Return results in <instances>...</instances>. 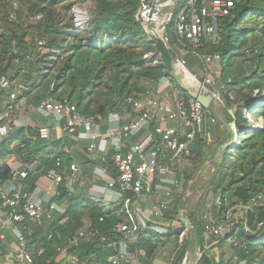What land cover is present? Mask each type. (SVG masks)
Returning a JSON list of instances; mask_svg holds the SVG:
<instances>
[{
	"label": "trees",
	"instance_id": "obj_1",
	"mask_svg": "<svg viewBox=\"0 0 264 264\" xmlns=\"http://www.w3.org/2000/svg\"><path fill=\"white\" fill-rule=\"evenodd\" d=\"M15 1L28 5L30 13L38 17L34 25L24 24L19 14L13 20L9 15L1 14V8L7 2ZM84 1L94 2L95 7L82 29L75 27L73 17L66 19L57 12V7L63 3H66L64 8L69 10L73 4ZM186 1L178 0L174 11H178ZM141 5V0H0V78L15 64L20 68L30 65L32 71L27 74V83H24L26 98L30 92L41 87L47 93L40 100L48 96L61 101L67 100L75 103L81 113L99 114L103 117L109 111L122 112L125 97L133 95L135 91L143 92L144 81L157 84L160 79L166 78L176 86V79L163 66L153 43L148 39L142 20L136 16ZM4 23L10 25L8 33L2 30ZM169 24L165 35L169 52L173 54V46L181 45ZM169 26L170 30L167 32ZM217 35L216 43L204 40L203 47L198 51L204 55L218 54L220 57L223 83L218 89L224 107L233 109L232 115L226 110L225 115L230 123H234L227 140L235 143L223 150L210 186L215 193H219L218 219L226 218L234 206H246L248 209L241 219L232 218V233L227 239L219 236L213 248L222 249L230 241L238 262L264 264V204L253 208L250 205L253 203L252 199L256 200L258 196L264 198V101H258L264 92V0H239L228 16L218 19ZM12 41L24 52L19 54L14 51ZM38 42L43 43L38 45L39 48L44 47L49 51L37 52L33 57L30 46ZM243 47L244 52L253 56L252 59L258 65L256 69L244 75L229 72L224 74ZM146 53H152L149 60L144 58ZM26 54L31 56L29 60H26ZM47 54H55L59 58L58 64H55L54 59H46ZM155 60L157 62L153 63ZM201 63L207 66L206 63ZM184 64L192 71L186 60ZM101 88L108 93L103 102L94 97ZM4 97L5 93L0 89V105ZM244 110H248L254 120L260 118L262 127L255 128L243 114ZM247 122L249 126L246 125ZM155 124H149L150 131H153ZM236 135L239 138L234 140ZM65 145L73 147L69 153L64 151ZM207 145L209 142L196 130L187 160H200ZM86 147V141L66 138L42 140L38 137L35 126L15 127L0 143V159L14 153L23 165L31 167L23 181L22 188L26 191L32 190L38 179L55 166L57 158L65 163L74 160L84 171L83 188L76 183L75 191L69 194L64 184L59 187L60 194L55 199L67 204L64 213H54L51 219L33 226L30 231L20 225L26 239V248L39 264H55L53 260L48 263L47 260L55 256L57 246L63 245L82 226L84 217H88L91 225L101 234L108 233L117 221L114 214L104 213L86 198L85 189L93 181L91 168L86 166L100 164L92 161L91 155L85 151ZM106 163L112 175L116 176L108 158ZM187 170H183L182 176L188 177ZM10 176V166L0 162V184L7 182ZM175 206L176 203L174 210ZM164 218L175 223L168 228L166 234L143 232L132 245L137 253L143 252V255L137 254L141 264H155L158 242L162 237H174L177 240L180 253L175 264H181L188 237H184L182 243H178V238L185 226L176 211L165 212ZM190 221L201 250H204L212 243L202 244L204 222L193 218ZM245 228L251 232H247ZM40 246L44 247V252L36 255ZM91 253L95 254V258L89 264H107V250L95 243L81 246L80 256ZM197 264H224L223 255L216 261L206 250Z\"/></svg>",
	"mask_w": 264,
	"mask_h": 264
},
{
	"label": "built area",
	"instance_id": "obj_2",
	"mask_svg": "<svg viewBox=\"0 0 264 264\" xmlns=\"http://www.w3.org/2000/svg\"><path fill=\"white\" fill-rule=\"evenodd\" d=\"M238 1L187 0L176 12L174 8L177 2L169 5L158 26L161 38L168 46L165 30L172 23L181 47H191L190 51L201 62L212 64L220 59L219 55H204L198 50L203 47L204 40L218 41L217 21L228 16ZM149 8L144 5V10L140 8L136 15L142 23L145 22L143 15ZM82 17L78 15L74 19L77 29L86 25ZM42 44L38 42L39 46ZM151 56L152 53L144 54L147 60ZM30 57L26 54L25 58L29 60ZM143 83V92L125 97L122 112L109 111L105 117L99 114L86 115L79 111L75 103L52 96L41 100L36 106V111L42 117L53 118L58 123L62 139L86 141L85 151L90 155L97 154L105 161L108 158L116 172V176L112 175L107 163L97 164L92 171L93 181L85 189L90 204L117 217L115 225L108 233L101 234L91 225L90 219L84 217L82 226L63 245L55 248V256L48 259L47 263L53 260L55 264H89L95 254L80 256L81 246L95 243L108 251L107 264H136L139 262L137 254L143 255V252L137 253L132 247L138 236L143 232L164 235L169 227L174 226L173 222L164 218V213L170 209L172 192L180 184L173 174V167L177 165L183 171L185 165L181 160L191 154L190 144L196 130L202 133L204 125L207 122L215 123L216 118L180 85L174 86L171 94L160 96L161 90L171 86L166 78L160 79L157 84L149 81ZM199 84L204 94L217 97L223 104L211 73L206 72ZM0 89L5 93L0 105L1 143L15 127L27 125L21 119L12 117L17 101L26 99V85H12L10 79L2 76ZM262 94L264 96V92ZM151 122L156 123L153 131L148 128ZM52 129L50 124L38 125V137L51 140ZM145 130L147 133L141 137ZM63 148L69 153L73 147L65 145ZM30 169L25 165L11 168V176L7 180L9 188H0V206L7 217L4 227L16 238L12 249L2 250L0 246V260L15 264H39L26 248L20 225L30 231L33 226L51 219L54 213H64L67 204L55 199L60 194L61 184H64L69 194L75 191L76 183L80 188L85 185V176L76 161L65 163L57 158L55 166L44 175L48 182L45 185L36 184L32 190L26 191L22 188L23 181ZM203 233L219 237L223 228L206 221ZM184 237H188L186 228L179 235L178 243H182ZM43 252L44 247L40 246L36 255ZM241 263L245 264L244 261Z\"/></svg>",
	"mask_w": 264,
	"mask_h": 264
},
{
	"label": "rangeland",
	"instance_id": "obj_3",
	"mask_svg": "<svg viewBox=\"0 0 264 264\" xmlns=\"http://www.w3.org/2000/svg\"><path fill=\"white\" fill-rule=\"evenodd\" d=\"M111 1H117V0H111ZM141 11L144 10V5H147L148 7L151 6V3L154 0H141ZM164 0H160L162 3ZM66 3H63L57 7V12L62 14V17L64 16L66 19L70 16L76 19L78 15H82V19L85 23H87L92 16V12L95 7L94 2L90 1H84L79 2L76 4H73L69 10L64 8V5ZM169 8L166 7V10ZM1 14L2 15H9L10 19H15L17 15L19 14L22 22L26 25L32 24L34 25L35 22L38 20L37 16H34L30 11L28 10V5L25 4H19L18 2H7L6 5H4L1 8ZM144 24V21L143 23ZM9 24L4 23L3 25V31L9 32L10 29L8 28ZM170 26L173 27V24L170 23ZM170 26L168 27L167 32L170 30ZM32 29L30 31L32 32ZM30 38V37H28ZM254 42V41H253ZM252 42V43H253ZM13 50L20 53H23L24 50H21L17 48L15 45V41L11 42ZM30 46V45H29ZM28 47V46H27ZM244 47L237 52V55L232 59L231 66L229 70H225L226 72H229L230 74L234 75H244L249 74L250 72L254 71L256 67L258 66L255 61L252 59L253 56H251L249 53L244 52ZM30 50L32 51L33 57L37 52L40 53H47L49 50L41 47L39 48L38 43L35 45L30 46ZM29 50V51H30ZM173 55L176 56L180 62L182 63V59L187 61V65L192 69V71L188 70L185 64L183 66L186 69H182L179 66V70L181 72L178 73L176 71L177 81L176 84L180 85L179 83L182 82L183 77L186 78L191 84L197 85L195 78L198 82H202L204 75L206 72L211 73L215 77V87L219 88L223 80L221 78L222 74V63L220 59L217 61H214L212 64H207V66L203 65L201 61L192 53L190 50L185 47H174L172 48ZM46 59H54L55 64H58L59 58L55 54H47ZM49 64V63H48ZM30 66V65H29ZM27 65H23L21 68L18 65L11 66L7 72L5 77L10 79L12 85L18 84V83H27L26 76L27 74L31 73V69ZM186 70V71H185ZM189 73H188V72ZM162 81H165L164 79ZM174 87V85L171 84V86H167L166 89L161 90L160 96L165 97L164 93H170L171 90ZM65 88V87H63ZM47 92L42 89L41 87L37 90H33L29 93L28 97L25 100H18L16 103V106L12 112V117L14 119H24V117L28 118V120L35 121V114H36V106L38 105L37 102H40L41 98L45 96ZM140 93V91L133 92V95H137ZM256 93V92H255ZM254 93V94H255ZM106 89L101 88L98 90V93L94 95L95 98L98 100H101L102 102L104 99H106L107 95ZM259 102L264 101V96L259 98ZM37 104V105H36ZM206 111H211L213 115L216 118V122L213 124L206 123L204 125L202 130V136L205 140L209 142V145L205 147V152L203 157L198 161H188L187 159L183 158L181 161L184 169H188L186 175L188 177L182 176L183 171L179 170V167L175 165L173 167V174L178 178V181L180 184L178 187L174 189L172 192V202L170 203V213H174L176 211L178 217L181 214L180 209L182 205H187L188 210L186 212L185 217H187L189 220L191 218L197 220L200 219L202 222H212L216 225H221L223 228V233L221 234L223 239L226 237L227 232L230 233L231 229L233 228V221L232 218L237 220L241 219V217H244L245 210L242 207L246 206H234L229 210V213L226 215V218L218 219L217 217V205L219 204V193H215L210 186L211 179L215 175L217 171L216 161L218 160V157L215 155L218 151L219 147H222L227 142V137L229 133V129L234 128V123H230L225 115V110L228 111L232 115L233 109H226L224 107V104H221V108L219 111H214V106H210L209 108H205ZM243 114L246 118H248L256 128H260L262 126V122L260 118L258 120H254L252 116H250L249 111H243ZM169 124H173L170 122ZM246 125H250L249 122H247ZM239 137V135H236L234 139ZM237 140V139H236ZM93 154H91L92 156ZM194 162V163H193ZM79 165V164H78ZM86 167L91 168V173H93V168L91 165H87ZM81 169V168H80ZM82 173L84 172L83 169H81ZM84 175V174H83ZM93 175V174H92ZM185 178V180H183ZM185 181V183H184ZM174 203H176L175 210H174ZM264 204V198L258 197L255 201H253L251 207H255L256 205H263ZM248 209V208H247ZM173 210V211H172ZM180 213V214H179ZM180 219V217H179ZM175 225V223H173ZM177 225V224H176ZM230 228V229H229ZM247 232H251L248 228H245ZM203 241L202 244L212 242L209 247H207V250L211 257H213L216 261L220 260V255H223V263L224 264H242L241 262H238V260L235 257L234 249L232 247L231 242L229 241L222 249L213 248V245L217 243L218 237H212L211 235H207L202 233ZM227 239V238H226ZM196 249L198 252L201 251V244L197 241L192 244L187 243L186 250L183 255V259L181 261V264L185 263V260H187L188 264H195L197 262L198 255L193 252L190 249ZM195 250V251H196ZM180 249L177 245V240L174 237L166 238L162 237L161 240L158 242V249H157V258L155 259L156 264H175L177 261V258L179 257ZM189 261V262H188ZM136 264H141L139 261Z\"/></svg>",
	"mask_w": 264,
	"mask_h": 264
},
{
	"label": "water",
	"instance_id": "obj_4",
	"mask_svg": "<svg viewBox=\"0 0 264 264\" xmlns=\"http://www.w3.org/2000/svg\"><path fill=\"white\" fill-rule=\"evenodd\" d=\"M157 1L158 0H154L151 3V6H150V8H149V10L147 12L148 18L149 19H152V21H154L153 20V17L157 14V11H158V9H157V5H158ZM177 1L178 0H170L169 5L175 4ZM150 29H151V22L148 21L144 25V30H145V32H146V34L148 36V39L153 43L154 48H155L156 52L158 53L159 58H160V60H161V62L163 64V66L165 67V69L177 81L176 70L174 69V67L172 65L173 57L174 58H177V57L174 56L173 54H171L169 52L168 46L166 45V43L164 42V40L161 37L153 38V37H151L149 35L148 30H150ZM179 84H180V86L186 91V93L191 98H194V99L198 100L200 103H202V105L205 108H209L210 107V105H211V98H210L209 95L204 94L201 90H199L197 88H193L190 85V83H188L184 78H183L182 82L179 83ZM238 138L239 137H237V139ZM234 143H235V141H233V140L232 141L231 140H227V142H226V144L224 146L218 148V151L215 154L218 157V160L216 161V166L217 167H218V163H219V160H220V157H221V154H222L223 150L225 148H227V147H231L232 145H234ZM92 161L97 162V163H100L102 165H106V161L103 160L101 158V156H99L97 154H93L92 155ZM242 208H244L245 210H247V207H242ZM179 217H180L181 222L184 224L185 228L187 229L188 243L189 244H192V243H194V241L196 242L197 241L196 231H195V229H194L191 221L187 217H185V215H183V214H180ZM231 233L232 232H230L228 235H226V237H224V239L228 238ZM206 250H207V247L204 250L199 251L198 258H197V262H198L199 258L202 256V254ZM197 262L195 264H197Z\"/></svg>",
	"mask_w": 264,
	"mask_h": 264
},
{
	"label": "crops",
	"instance_id": "obj_5",
	"mask_svg": "<svg viewBox=\"0 0 264 264\" xmlns=\"http://www.w3.org/2000/svg\"><path fill=\"white\" fill-rule=\"evenodd\" d=\"M34 120H35L34 122L33 121L30 122V120H28V118L24 117V119L22 121L27 126H35V127H37L38 125H41V124H50L53 127L51 139H60L61 138V132L58 128V123L56 121H54L53 118H44L36 111ZM146 133H147L146 130L143 131L141 133V137L145 136ZM0 162L7 163L10 166V168L20 166V165L22 167L24 166L23 163L21 162V160L14 153L10 154L4 158H1ZM96 165L97 164H93L91 166H92V168H94V166H96ZM47 182H48L47 179L44 176H41L38 179V181L36 182V184L45 185ZM0 188L8 189L9 188L8 182L1 183ZM6 221H7V217L3 213V210L0 206V246H1L2 250L12 249L16 243V238L14 237V235L11 233V231L9 229L4 227ZM154 263L156 264V261ZM0 264H15V263L7 262V261L1 259Z\"/></svg>",
	"mask_w": 264,
	"mask_h": 264
},
{
	"label": "bare ground",
	"instance_id": "obj_6",
	"mask_svg": "<svg viewBox=\"0 0 264 264\" xmlns=\"http://www.w3.org/2000/svg\"><path fill=\"white\" fill-rule=\"evenodd\" d=\"M157 3H158V5H157V9H158V11H157V14L153 17V20L154 21H152V19H149L148 18V15H147V13L145 12L144 13V18H145V22H144V24H146L148 21L149 22H151V29L150 30H148V33H149V35L151 36V37H153V38H158V37H161V33H160V30L158 29V26H159V24H160V22H161V20H162V17H163V13H164V11L166 10V7H168V5H169V3H170V0H164L162 3L160 2V0H158L157 1ZM172 65H173V67H174V69L178 72V73H180L181 74V72H180V70H179V66L182 68V69H185V67L178 61V59L177 58H174L173 57V60H172ZM186 71V70H185ZM188 72V71H187ZM189 73V72H188ZM182 75V74H181ZM183 76V75H182ZM184 78V77H183ZM188 83H190L186 78H184ZM195 81H196V83H197V85H193V84H191L190 83V85L193 87V88H197V89H199V90H201L202 92L204 91L203 89H202V87H201V85L199 84V82L196 80V78H195ZM209 96H210V98H211V105L210 106H214V111H219L220 110V108H221V102H220V100L217 98V97H215V96H213V95H211V94H209ZM221 111V110H220ZM230 130V129H229ZM235 138V137H234ZM235 140V139H234ZM237 142V141H236ZM187 210H188V207H187V205H182L181 206V209H180V213L181 214H186V212H187ZM190 250H192L193 252H195L197 255H198V251L196 250V249H190ZM196 250V251H195ZM189 262V261H188ZM184 264H188L187 263V260H185V263Z\"/></svg>",
	"mask_w": 264,
	"mask_h": 264
}]
</instances>
